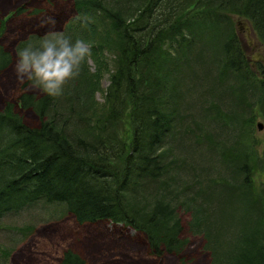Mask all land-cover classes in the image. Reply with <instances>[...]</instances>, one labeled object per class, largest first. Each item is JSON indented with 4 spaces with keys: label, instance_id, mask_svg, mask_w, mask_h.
Listing matches in <instances>:
<instances>
[{
    "label": "trees",
    "instance_id": "trees-1",
    "mask_svg": "<svg viewBox=\"0 0 264 264\" xmlns=\"http://www.w3.org/2000/svg\"><path fill=\"white\" fill-rule=\"evenodd\" d=\"M193 1H200L198 9L187 11ZM72 3L76 16L88 15L92 10L107 16L113 36L106 40L105 47L115 52L116 68L102 103L92 98L98 92L100 68L87 76L89 88L80 87L82 101L74 108L84 110L86 117L80 116L84 125L72 131L63 119L56 120L54 113L58 105H67L72 86L60 97L43 93L38 98L22 91L0 109V222L39 203L59 205L80 226L108 223L135 231L144 237L149 254L160 257L164 252L177 254L182 250L185 240L180 213H185L189 233L203 238V248L212 255V264H264V192L253 190L258 188L255 172L260 157L224 155L209 166L217 170L212 179L199 175L197 169L202 165L196 163L191 171H186L185 154L182 161L173 158L174 147L169 143V131L176 123L180 107L175 103L165 68L166 63L173 69L177 67L181 59L178 53L194 44V38L188 42V34L196 37L197 28L200 34L205 26L223 33L229 27L228 16L233 14L250 21L264 44V0ZM23 13L25 9L19 7L12 14L16 17ZM10 16L0 20L1 33ZM30 39L33 42L39 37ZM29 43H19L16 53ZM208 49L204 44L203 50ZM243 52L236 35L228 33L221 46L223 68L239 81L254 82V71ZM92 55L98 67L103 65L100 53ZM10 60V55L0 47V71ZM17 109L20 113L31 111L38 124H25ZM125 118L129 130L122 132L119 139L127 141H119L114 127ZM249 120L252 122L253 116ZM261 150L264 155V142ZM228 168L231 177L224 174ZM204 169L202 166L201 171ZM261 175L264 186V173ZM210 185L216 186L213 189ZM218 186L222 189L215 190ZM223 191V201L235 205L238 200V205L243 204L245 217L237 227L232 226L231 233H236L234 241L222 250L226 235L221 231L227 213L216 197ZM239 191L242 193L237 198L234 193ZM58 264L88 263L66 249Z\"/></svg>",
    "mask_w": 264,
    "mask_h": 264
},
{
    "label": "rangeland",
    "instance_id": "rangeland-1",
    "mask_svg": "<svg viewBox=\"0 0 264 264\" xmlns=\"http://www.w3.org/2000/svg\"><path fill=\"white\" fill-rule=\"evenodd\" d=\"M72 2L73 0H0V20L11 14L4 25V31L0 32V47L11 59L9 65L0 71V109L22 91L38 98L43 96V92L33 87L30 82L21 83L17 80L15 64L19 43L28 40L29 44L36 46L46 34L63 32L73 42L82 39L91 46V55L83 64L79 78L64 87L65 90L72 86V97L68 99L67 105H58L54 112L55 119H63L64 125L71 131L84 125L80 122V116L86 117L83 109H74L82 101L80 87L87 85L89 88L87 76L96 73L100 68L98 92H94L92 98L97 103H102L104 90L116 68L117 57L109 47H105L106 40L113 36L112 24L107 16L93 10L88 15L76 16ZM199 5L200 1H193L187 11H195ZM19 7H23L25 13L15 17L12 13ZM117 7L119 8V3ZM228 17L227 32L222 33L205 26L203 33L201 32V42L198 41L201 34L198 28L196 37H191L186 32L190 36L188 42L194 38V44L187 45L178 53L181 59L174 69L163 57L170 76V88L174 90L175 103L180 107L176 123L169 131V143L174 147L173 158L182 161L183 153L185 154L186 171H191V166L196 163L205 166L203 171L202 166L197 169L199 175L211 179L217 170L209 166L217 160L220 161L224 155H234L237 158L245 155L259 156L255 172L258 188L253 190L264 192L263 183L260 182V176L262 179L261 174L264 173V155L261 150L264 142V44L250 21L236 14ZM228 33L235 34L238 38L244 58L254 71L256 81H239L236 75L224 70L221 46L227 40ZM31 37L39 39L31 42ZM196 42L198 43L195 45ZM204 44L208 45V51L203 50ZM24 47L26 46L22 45L21 49ZM96 51L100 53L103 63L99 67L95 62V55H92ZM164 51L165 47L162 53ZM124 105L129 107V101ZM70 110L73 113L78 111L72 115ZM17 112L20 113L18 109ZM20 114L25 124H38L37 117L31 111ZM251 116L252 122L249 120ZM125 119H119L114 127L117 129L119 141H127L119 139L129 130L128 120ZM258 124L262 125L260 131ZM116 129L114 131L117 137ZM227 170L224 174L231 177V169ZM231 184L234 186L235 183ZM210 186L214 189L216 185ZM220 189L222 188L218 186L215 190ZM223 192L216 197L220 198L223 210L227 213L221 231L223 236L226 235L220 247L222 250L227 249L234 241L236 233H231L232 226L237 227L239 221L245 217L243 204L238 205V200L234 202L235 205L223 201L225 196L222 194H226V191ZM241 193L239 191L234 195L240 198ZM180 217L182 237L185 240L182 250L177 254L164 252L160 257H153L148 252L144 237L129 228L108 223L80 226L72 215L65 212L63 206L39 203L1 220L0 264H58L66 249L79 254L88 264H212V255L203 248V238L189 233L188 217L185 213H180ZM251 218L254 222L255 217Z\"/></svg>",
    "mask_w": 264,
    "mask_h": 264
},
{
    "label": "clouds",
    "instance_id": "clouds-1",
    "mask_svg": "<svg viewBox=\"0 0 264 264\" xmlns=\"http://www.w3.org/2000/svg\"><path fill=\"white\" fill-rule=\"evenodd\" d=\"M91 46L82 39L74 42L63 32L46 34L38 45L29 44L17 53L15 73L49 97H60L70 81L79 78Z\"/></svg>",
    "mask_w": 264,
    "mask_h": 264
},
{
    "label": "water",
    "instance_id": "water-1",
    "mask_svg": "<svg viewBox=\"0 0 264 264\" xmlns=\"http://www.w3.org/2000/svg\"><path fill=\"white\" fill-rule=\"evenodd\" d=\"M257 128H258L259 131L262 130V125L258 124Z\"/></svg>",
    "mask_w": 264,
    "mask_h": 264
}]
</instances>
